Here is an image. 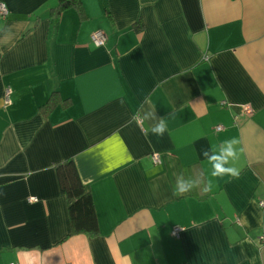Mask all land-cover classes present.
Segmentation results:
<instances>
[{
	"label": "crops",
	"instance_id": "0c3cea01",
	"mask_svg": "<svg viewBox=\"0 0 264 264\" xmlns=\"http://www.w3.org/2000/svg\"><path fill=\"white\" fill-rule=\"evenodd\" d=\"M0 1V264H264V0H81L57 26V0ZM232 138L239 177L212 178ZM68 158L96 234H69ZM180 174L214 186L174 196Z\"/></svg>",
	"mask_w": 264,
	"mask_h": 264
},
{
	"label": "trees",
	"instance_id": "16d2710c",
	"mask_svg": "<svg viewBox=\"0 0 264 264\" xmlns=\"http://www.w3.org/2000/svg\"><path fill=\"white\" fill-rule=\"evenodd\" d=\"M68 8H75L82 18L85 15L81 0H57L47 11V17L54 26H57L61 13ZM52 97L43 104V108L50 105ZM55 172L59 190L67 200L69 234H96L98 224L92 196L81 181L73 159L68 158L56 163Z\"/></svg>",
	"mask_w": 264,
	"mask_h": 264
},
{
	"label": "clouds",
	"instance_id": "9594fccd",
	"mask_svg": "<svg viewBox=\"0 0 264 264\" xmlns=\"http://www.w3.org/2000/svg\"><path fill=\"white\" fill-rule=\"evenodd\" d=\"M133 119L136 120L137 117L134 116ZM140 119L151 122L149 128L144 129L145 134L150 131L157 137H163L168 130L166 118L157 117L155 110L144 112ZM137 122L139 123V121ZM238 144L239 141L232 138L223 141L219 146H210L209 148L202 150V155L211 165L210 176L212 178L239 177V169L231 166V162L239 157V151L237 148ZM213 186L212 180L207 179L206 181L203 174L194 177H185L183 174H180L176 178L172 191L174 196H183L196 188H201L203 192H210Z\"/></svg>",
	"mask_w": 264,
	"mask_h": 264
},
{
	"label": "built area",
	"instance_id": "2783aa9c",
	"mask_svg": "<svg viewBox=\"0 0 264 264\" xmlns=\"http://www.w3.org/2000/svg\"><path fill=\"white\" fill-rule=\"evenodd\" d=\"M8 12H9V10H8V7L6 6V4L4 2L0 1V17H2V18L5 17L8 14ZM90 38H91L92 43L95 46H101L106 41V35L100 30L92 32L90 35ZM10 95H11V89L9 87H6L4 89L3 96H2L3 106H6L11 102ZM243 107H244L243 109L246 112H250L251 109L249 106L246 105ZM214 129L216 131H219V130L223 129V126L222 125H216V126H214ZM151 159H152L153 163H155V164L161 162V157H160L158 152L151 153ZM29 200L35 201L36 198L32 196L29 198ZM182 229H183V227H181V226H175L171 229L170 233H171V235L177 237V236H179V233ZM11 264H13V263H11Z\"/></svg>",
	"mask_w": 264,
	"mask_h": 264
}]
</instances>
